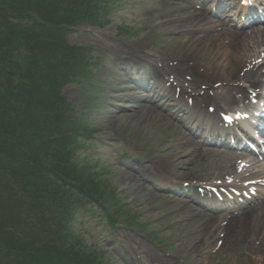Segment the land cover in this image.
<instances>
[{"label": "rangeland", "instance_id": "1", "mask_svg": "<svg viewBox=\"0 0 264 264\" xmlns=\"http://www.w3.org/2000/svg\"><path fill=\"white\" fill-rule=\"evenodd\" d=\"M200 6L195 0H120L115 2L105 28L83 25L67 32L66 40L71 46L92 48L101 60L93 80L68 85L62 91L98 130L93 140L83 139L93 145L85 147L83 143L78 155L98 180L109 181L120 202L138 216L131 229L122 225L112 229L96 204H87L75 212L72 222L75 231L88 244L108 250L105 257L112 264L264 262V235L257 236L252 227L257 216L251 221L250 238L238 237L234 247V240L219 247V236L211 240L209 236L203 238L205 229H209L208 220L207 224L201 222L204 225L195 221L194 212L201 208L189 206V200L156 188L158 173L166 170V166L174 172L184 171L187 176L181 178L187 180L219 179L224 166L213 156L219 147L204 145L192 137L179 122L180 114L169 112L175 110H170L167 104L141 99L143 92L129 83L127 73L122 70V63H147L167 80L173 76L180 80L198 77L213 85L214 81L223 83L238 76L237 59L219 65L217 59L205 56L207 45L219 46L220 32L219 26L200 23V14L204 12ZM248 28L223 24L221 30ZM207 37L213 40L209 42ZM175 52L181 55L174 57ZM180 64L188 70L178 71ZM202 66L212 68L213 73L207 74ZM99 81L112 88L105 90ZM218 93L219 90L213 97L219 107ZM196 143L199 149L206 150L205 154L194 150ZM122 154H127V158L118 157ZM172 163L175 165L171 166ZM22 188L23 184L18 187L20 191ZM12 192L16 193V189ZM14 210L17 211L13 216L25 211L18 204ZM261 222L260 226L264 221ZM254 247L260 248L261 255Z\"/></svg>", "mask_w": 264, "mask_h": 264}, {"label": "trees", "instance_id": "2", "mask_svg": "<svg viewBox=\"0 0 264 264\" xmlns=\"http://www.w3.org/2000/svg\"><path fill=\"white\" fill-rule=\"evenodd\" d=\"M116 1L0 0V264H109L73 228L75 212L96 204L111 228L137 217L80 159L98 130L62 96L98 66L67 32L105 28ZM14 204L25 211L13 216Z\"/></svg>", "mask_w": 264, "mask_h": 264}, {"label": "bare ground", "instance_id": "3", "mask_svg": "<svg viewBox=\"0 0 264 264\" xmlns=\"http://www.w3.org/2000/svg\"><path fill=\"white\" fill-rule=\"evenodd\" d=\"M200 18V23L211 25V22L208 21L205 14H200ZM220 25L221 24H219V31L222 29ZM219 35V48H212L210 44L207 45L204 49L205 56L207 58L217 59L219 65L228 63V60L231 62L232 58H235L239 63L240 73L238 76L229 77L227 81L223 80L225 82H219L215 85L207 81L204 82L202 78L196 76V78H189L185 81L181 80V88H185L187 90L185 95L190 97L189 100L184 98H182V100H184L188 106L190 105L191 111H193V114L191 113L189 116H184L181 120L193 130L204 126L209 131L214 132L216 128L212 126L214 122L218 120L217 117L232 116L233 119L240 118L242 111L250 107L252 98L256 99L259 96L258 91H260L262 87L264 88V26L255 27L247 31L222 30ZM208 38L210 37H207V39ZM212 40L213 37L209 39V42ZM224 40L226 42H224ZM179 55H181V53H174V57ZM198 66H201V64L199 63ZM201 68H203L204 72L207 74L213 73L210 67L202 66ZM185 70H188L185 65H178V71L184 73L186 72ZM157 78H159V76ZM162 79L163 77H160L159 81H163ZM170 82L172 83L173 81ZM218 90L219 107L216 103L217 99L213 97ZM169 91V94L174 96L175 101H177V97H181L179 92H175L174 90ZM160 96H162L159 98L161 101L169 98L166 94ZM180 102L181 99L176 102L177 107L181 105L179 104ZM202 106L209 108L213 112L210 113L209 109L205 110ZM185 142L189 141L186 140ZM198 145L197 143L193 145L194 150H201L200 152L205 154L206 150L203 151V149H199ZM235 154L234 152L226 153L222 148L214 152L213 156L219 160V162L222 161V166H224L223 172L219 173V179L212 180H219L218 184L210 188H202L218 193L219 195H232L234 193L257 195V199L255 200L256 204L245 211L233 214L223 213L219 214V216L211 215L201 210H195L194 212L195 221L200 222V225H204L201 222L207 224L208 220L209 229H205L203 238L205 239L209 236L211 240L219 236V247L221 244L226 247L228 242L231 244L233 240L234 243L232 246L234 247L235 243L238 242V237L250 238V228L252 227L257 230V236L264 235V223L260 226L262 223L261 221H264V189L259 190L257 188L260 183L259 178L264 175V165L259 164L256 159L251 158L248 161L244 156ZM180 163L184 165V162ZM173 164L174 163H172L171 166H173ZM166 170L167 172L164 171L166 174L162 172L159 173L160 182H172L173 180L171 181V179H174V183L177 185H180L178 184L179 182H186L184 178H178L187 176L184 171L174 172L170 166H166ZM248 176H252L253 178L246 179ZM249 180L253 181L250 182ZM198 188L200 189L201 186ZM186 208H188V206H186ZM255 216H257V221H255L254 225L251 227V221ZM259 249L254 247V250L261 255L262 252ZM261 263L264 264L263 260Z\"/></svg>", "mask_w": 264, "mask_h": 264}]
</instances>
